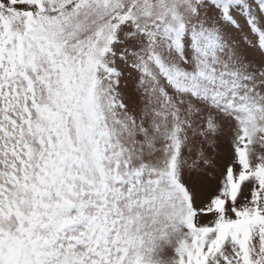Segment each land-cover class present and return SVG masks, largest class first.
Here are the masks:
<instances>
[{
    "label": "snow or ice",
    "instance_id": "6c2138e0",
    "mask_svg": "<svg viewBox=\"0 0 264 264\" xmlns=\"http://www.w3.org/2000/svg\"><path fill=\"white\" fill-rule=\"evenodd\" d=\"M0 264H264V0H0Z\"/></svg>",
    "mask_w": 264,
    "mask_h": 264
}]
</instances>
